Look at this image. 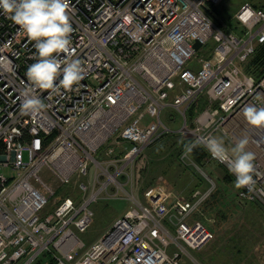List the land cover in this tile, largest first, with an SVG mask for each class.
Instances as JSON below:
<instances>
[{
    "label": "built area",
    "instance_id": "obj_1",
    "mask_svg": "<svg viewBox=\"0 0 264 264\" xmlns=\"http://www.w3.org/2000/svg\"><path fill=\"white\" fill-rule=\"evenodd\" d=\"M220 1L69 0L71 52L60 58L81 60L84 79L70 91H38L47 108L37 116L20 111L34 42L0 10V167L15 173L0 172V264H184L212 237L194 218L205 194L154 185L140 200L125 190L137 157L168 132L193 142L216 131L234 144L246 137L256 186L238 195L264 211V128L242 111L264 107V75L242 68L264 43V7L239 6L246 31L237 35L205 11ZM166 108L181 120L175 129ZM125 191L132 207L86 245L78 233L92 220L91 204Z\"/></svg>",
    "mask_w": 264,
    "mask_h": 264
},
{
    "label": "rangeland",
    "instance_id": "obj_2",
    "mask_svg": "<svg viewBox=\"0 0 264 264\" xmlns=\"http://www.w3.org/2000/svg\"><path fill=\"white\" fill-rule=\"evenodd\" d=\"M244 2L264 4V0H221L217 4L220 13H215L213 17L221 22L224 28L230 29L226 18L234 21L239 6ZM223 8L228 10L225 14L222 13ZM206 47L203 46L199 51ZM162 117L167 123L171 118L170 126L174 129L181 124L180 118L171 108L164 109ZM225 138L227 147L234 146V143ZM26 158L24 155V159ZM145 159L146 154L138 157L133 170L136 180L133 187L125 185V190L127 192L132 190L140 200L143 199L144 190L154 185H161L167 189L173 187L175 191L185 196H188L194 188L205 194L198 210L194 213V218L206 225L212 232V237L203 247L189 250L192 259L185 255L184 264H264V211L258 204L239 197L238 189L234 186L235 180L226 170L212 161L210 168H213L215 175L211 176L212 171L207 169L208 166L198 169L186 164L190 159L188 156H183V153L175 162H170L164 154L149 156L148 166L152 167L153 172L150 176L153 178L149 184L143 185L141 168L147 164ZM0 172L6 176L15 175L10 168L0 167ZM44 176L46 177L45 174ZM61 190L62 188H59L55 194L60 193ZM126 191L120 192L119 198L99 199L91 204L92 220L85 231L78 233L86 245L96 240L119 216L132 207L131 201L126 198ZM48 209L52 210V208ZM170 249L172 246L168 248Z\"/></svg>",
    "mask_w": 264,
    "mask_h": 264
},
{
    "label": "clouds",
    "instance_id": "obj_3",
    "mask_svg": "<svg viewBox=\"0 0 264 264\" xmlns=\"http://www.w3.org/2000/svg\"><path fill=\"white\" fill-rule=\"evenodd\" d=\"M0 10L20 27L29 41L34 42L36 62L26 71L28 83L20 91V111L24 115L37 116L47 108L37 95L38 91L46 90L52 94L59 93L61 88L70 91L84 79L86 69L81 60L60 58L61 53L71 52L73 28L69 0H0ZM242 111L250 126L264 128V107L248 105ZM201 143L213 159L227 165L228 171L235 176L237 189L255 191L256 158L247 150L249 141L246 137L231 147L225 145L222 137L197 139L184 144L183 156H189Z\"/></svg>",
    "mask_w": 264,
    "mask_h": 264
},
{
    "label": "trees",
    "instance_id": "obj_4",
    "mask_svg": "<svg viewBox=\"0 0 264 264\" xmlns=\"http://www.w3.org/2000/svg\"><path fill=\"white\" fill-rule=\"evenodd\" d=\"M255 7H264V4H252ZM228 10L227 8H223L222 13H226ZM208 14L219 24L222 23L219 22L216 18L213 16L215 13H220V9L217 8V5H209L207 8ZM229 14H227L228 16ZM227 22L229 24V28H225L226 30H232L238 35H242L245 33L246 29L242 25L238 23V21L235 19L234 21H231L226 18ZM222 26V25H221ZM242 68L245 70V72L252 75L255 79H259L264 75V43L259 44L254 51V53L248 58L246 62L242 64ZM206 104L205 98H202L198 104V108L203 107ZM196 108L195 106H191L187 110V119L189 121L192 120V118L195 116ZM183 142V143H181ZM193 140L191 138H185L183 135H181L178 132H168L166 134H163L158 140H156L153 144L149 145L147 148H145V152L143 151L140 155L146 154L147 164L141 168V177L143 179V185H147L151 182L152 176H150L153 172L152 167L148 166L150 165V162L148 160L149 156L155 157L156 155H166L167 159H170V162H175L177 157H179L180 154L184 152V144L191 143ZM163 146L162 148L160 146ZM159 149V150H158ZM139 155V156H140ZM138 156V157H139ZM138 157L135 160V165L137 164ZM165 157V156H164ZM188 159L193 161L196 165L203 167L205 162L208 159V152L207 150L200 144L198 147H196L193 152L188 156ZM151 161V160H150ZM149 163V164H148ZM227 173L233 178V176L227 171ZM150 176V177H148ZM233 180H235L233 178ZM136 181V180H135Z\"/></svg>",
    "mask_w": 264,
    "mask_h": 264
},
{
    "label": "crops",
    "instance_id": "obj_5",
    "mask_svg": "<svg viewBox=\"0 0 264 264\" xmlns=\"http://www.w3.org/2000/svg\"><path fill=\"white\" fill-rule=\"evenodd\" d=\"M168 122H172V119L170 118V121L168 120ZM215 136H216V137H222L223 139L226 137L225 139H229V140L231 141L229 135H227V134H225V133H222L221 131H216V132H215ZM231 142H232V141H231ZM232 143H233V142H232ZM210 162L212 163V161H210V160H208V163L205 162L206 164H204L203 167H207V166H208L207 169L210 170V171H212V172L210 173V175L212 176V175H215V174H214V172H213V168H210V166H211V163H210ZM215 163H216V162H215ZM186 164H188L189 166H194L195 168H198V169L200 168V166H198V165H196V164L193 165V162L190 161V160H189V162H186ZM216 164H218V163H216ZM218 165H219V164H218ZM219 166L222 167L224 170H226L223 166H221V165H219ZM226 171H227V170H226ZM207 176H209V175H207ZM171 189H172L173 191H175L173 187H171ZM194 189H198V188H194ZM194 189H193V190H194ZM193 190H191V191L189 192L188 196L191 194V192H192ZM175 192L179 193L178 191H175ZM181 195H183V194H181Z\"/></svg>",
    "mask_w": 264,
    "mask_h": 264
},
{
    "label": "water",
    "instance_id": "obj_6",
    "mask_svg": "<svg viewBox=\"0 0 264 264\" xmlns=\"http://www.w3.org/2000/svg\"><path fill=\"white\" fill-rule=\"evenodd\" d=\"M199 46H200V44L198 42H195L194 48L197 49V48H199Z\"/></svg>",
    "mask_w": 264,
    "mask_h": 264
},
{
    "label": "bare ground",
    "instance_id": "obj_7",
    "mask_svg": "<svg viewBox=\"0 0 264 264\" xmlns=\"http://www.w3.org/2000/svg\"><path fill=\"white\" fill-rule=\"evenodd\" d=\"M207 8H208V6L205 8V11L207 12ZM208 13V12H207ZM235 33V32H234ZM238 35V34H237ZM243 35V34H242Z\"/></svg>",
    "mask_w": 264,
    "mask_h": 264
}]
</instances>
